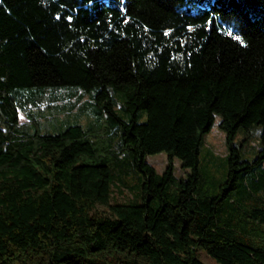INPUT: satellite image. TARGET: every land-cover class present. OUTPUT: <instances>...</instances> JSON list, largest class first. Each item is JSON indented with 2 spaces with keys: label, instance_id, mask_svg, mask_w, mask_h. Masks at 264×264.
<instances>
[{
  "label": "trees",
  "instance_id": "trees-1",
  "mask_svg": "<svg viewBox=\"0 0 264 264\" xmlns=\"http://www.w3.org/2000/svg\"><path fill=\"white\" fill-rule=\"evenodd\" d=\"M86 95L93 122L62 127ZM218 117L229 153L212 193L200 150ZM256 126L243 159L233 140ZM117 184L133 198L110 204ZM201 252L264 264V0H0V264Z\"/></svg>",
  "mask_w": 264,
  "mask_h": 264
},
{
  "label": "rangeland",
  "instance_id": "rangeland-1",
  "mask_svg": "<svg viewBox=\"0 0 264 264\" xmlns=\"http://www.w3.org/2000/svg\"><path fill=\"white\" fill-rule=\"evenodd\" d=\"M68 95L76 94V88H66L63 90ZM85 102L84 107L80 111H73L68 115L61 114L60 124L65 127L69 124H78L83 128H86L94 120L95 112L93 111L94 105L89 95H86L83 100ZM138 122L143 123L146 121V114L141 111L137 117ZM220 118L216 120V124L210 134L204 142L200 150V171L202 173V185L210 189L212 193L218 190V186L223 182L226 165L225 156L229 153V144H227L225 134L218 128ZM27 122L26 117L20 113V123ZM260 126L255 127V131L251 139L247 142L244 141V134L239 130L233 140V145L239 148L242 158L252 160L257 152V145L259 141ZM148 162L155 167L158 173H163L168 165V159L166 154L161 153L148 158ZM175 172L177 177L184 176V171L181 169L179 161L174 162ZM133 198V194L128 188L117 184L113 186V194L110 200V204L119 202L123 203ZM97 210L103 212L106 215H110L109 206L98 205ZM201 260L204 264H216L209 256L201 252Z\"/></svg>",
  "mask_w": 264,
  "mask_h": 264
},
{
  "label": "snow or ice",
  "instance_id": "snow-or-ice-1",
  "mask_svg": "<svg viewBox=\"0 0 264 264\" xmlns=\"http://www.w3.org/2000/svg\"><path fill=\"white\" fill-rule=\"evenodd\" d=\"M238 38V37H237Z\"/></svg>",
  "mask_w": 264,
  "mask_h": 264
}]
</instances>
